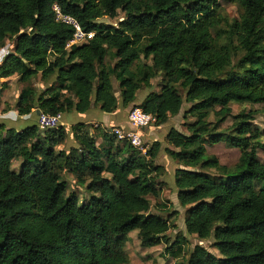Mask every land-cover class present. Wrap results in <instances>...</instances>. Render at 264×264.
I'll return each mask as SVG.
<instances>
[{"label": "trees", "instance_id": "obj_1", "mask_svg": "<svg viewBox=\"0 0 264 264\" xmlns=\"http://www.w3.org/2000/svg\"><path fill=\"white\" fill-rule=\"evenodd\" d=\"M220 1L0 0V49L16 42L0 79L18 76L26 84L20 115L37 108L87 114L95 104L113 114L136 103L159 74L161 91L138 105L157 126L180 115L185 101L191 105L185 118L195 121L187 134L171 128L165 151L178 165L175 189L188 208L187 233L214 239L220 256L202 245L186 255L188 240L180 236L170 251L182 260L176 264H264V161L258 156L264 132L254 113L235 116L231 133L221 129L232 103L264 105V0H231L241 17L229 24L227 44L221 43ZM56 5L94 38L68 48L74 29L57 21ZM120 12L125 20L118 27L100 23ZM39 78L48 85L42 92L33 84ZM69 133L77 147L67 149ZM221 142L241 151L234 168L208 154V144ZM161 146L156 142L144 155L108 130L82 123L71 131L0 124V264H129L125 246L134 231L144 249L169 244L175 220L152 214L150 201L160 198L157 182L167 172L157 162ZM67 174L85 189L84 203L69 192Z\"/></svg>", "mask_w": 264, "mask_h": 264}, {"label": "rangeland", "instance_id": "obj_2", "mask_svg": "<svg viewBox=\"0 0 264 264\" xmlns=\"http://www.w3.org/2000/svg\"><path fill=\"white\" fill-rule=\"evenodd\" d=\"M219 13L224 18V22H222L220 27V34H221V43L227 44L230 38L231 28L230 26L235 22L239 21L241 17V10L237 6V4L233 3L231 0H221L220 1V8ZM125 20L124 13L120 12L119 16L114 19L104 18L100 20V23L105 24L107 26L118 27L121 22ZM229 24H231L229 26ZM236 43V41H235ZM12 45L13 49L16 46V42L10 41L6 44V46ZM241 59V54L236 58L235 65ZM143 63H147L152 65V61L144 60ZM17 85V83H14ZM36 84L37 87L40 86L38 84V80L33 83ZM163 86V76L159 74L157 78L152 81V86L150 88H145L140 90L137 93V101L133 105L129 106L130 112L134 108L135 104H142V101L152 92L159 93ZM115 88L117 91V95H120L118 84L115 82ZM12 95H8L11 100L14 101L17 95V88L13 87ZM184 96V100H186L185 93L182 91ZM191 108V105L185 101L183 110L181 111L180 115L174 118H170L169 121L162 125L160 129L159 126H155L152 129H146V133L143 134L144 142L147 149H150L154 146L156 142H160L162 144L161 150L158 153L157 162L158 164L164 165L167 169V172L161 179L158 180V189L161 190L160 198L151 197L150 201L152 203V211L151 213L157 216H161L168 220H175L176 228L172 229L169 232L170 242L169 244H163L161 246L151 248V249H144L141 246V241L138 236V231H134L129 235V241L126 243L125 250L129 255V264H176L177 262H182L180 259L179 261L173 259L170 256L171 248L176 246L174 245L175 242L180 238V236H184L187 238L188 243L184 245L185 247V254L188 253L197 245H202L207 248L213 254L220 256L218 249L214 247L215 240L211 239L208 241H200L196 236H190L187 233L186 228V217L188 213V208H182L178 196L177 191L175 189V179H176V170L178 165L172 160V158L166 153V147H168V143L166 140V136L171 128H176L183 133H188L187 124H190L195 121V119L191 116L185 118V113L188 112ZM231 108L233 110L232 116L228 118V120L222 125L221 129L224 131H228L229 133L232 131V126L235 122L234 117L240 115L241 113H254L253 114V123L262 131L264 132V105H253V104H239V103H232ZM216 111L220 110V107L215 108ZM210 122L215 123L214 114L209 119ZM33 125H24L18 126V129H26L28 127H32ZM95 126V125H94ZM21 127V128H19ZM97 126H95L96 128ZM21 131V130H20ZM94 131V130H93ZM92 131V132H93ZM95 132V131H94ZM72 133H69V140L67 143V149L74 147L73 145L70 146L69 143L74 141L72 137ZM262 142L264 143V137H262ZM75 142V141H74ZM208 154L210 156H216L223 165L228 166L229 168H234L241 157V151L234 147L231 143L228 142H221L216 145H207ZM259 159L264 161V154L261 150L258 153ZM20 163H15L13 168L15 171H20ZM66 182L68 185L69 192H76L80 196V200L84 203L86 198V191L84 188L78 187L76 181L74 180L73 176L67 174ZM177 247L173 248L176 250Z\"/></svg>", "mask_w": 264, "mask_h": 264}, {"label": "crops", "instance_id": "obj_3", "mask_svg": "<svg viewBox=\"0 0 264 264\" xmlns=\"http://www.w3.org/2000/svg\"><path fill=\"white\" fill-rule=\"evenodd\" d=\"M7 49L9 51V54L14 52V49L12 45L5 46L4 48L0 49V54L3 50ZM4 59L0 63L3 64L5 59L7 58V54H4ZM17 83L15 85L14 83ZM35 83V82H34ZM38 84H40L39 87L34 85V87L38 88L39 92H42L46 89L48 85L43 84L41 82L40 78L38 80ZM16 87L17 95L14 101H10L11 98L8 95H12L13 87ZM50 86V84H49ZM26 87V84L22 83L20 81V78L18 76H14L9 79H0V124H5L8 128H17L18 126L24 125H33L38 126V114L37 109L33 111V113L29 115L22 116L20 115L19 111L17 110V103L21 96V93L23 89ZM141 104V103H139ZM139 104H135V106H138ZM130 109L124 108L123 106L120 107V109L113 114H106L103 112L101 106H98L95 104V106L92 108V110L87 114H79L77 112L68 113L63 115V123L64 126L67 128L68 131H71L72 127L77 124H87V125H95L97 127H102L103 129L110 130L112 128H127L128 127V118H129ZM162 126H159L158 129H160ZM21 128V127H19ZM22 130V129H18ZM144 134L147 132L146 129L143 130ZM95 132L93 131L92 134ZM73 137V136H72ZM167 137V136H166ZM75 141V140H74ZM71 141L70 146L77 147L78 144L76 141ZM104 144V140L102 138H98L97 145L102 146Z\"/></svg>", "mask_w": 264, "mask_h": 264}, {"label": "built area", "instance_id": "obj_4", "mask_svg": "<svg viewBox=\"0 0 264 264\" xmlns=\"http://www.w3.org/2000/svg\"><path fill=\"white\" fill-rule=\"evenodd\" d=\"M54 11L59 23L71 26L74 29L73 39L70 41L68 48L74 45L86 44L94 38L95 33H86L79 21L73 16L64 14L59 6L56 5ZM4 54L9 55V51L7 49L2 51L0 54V63L4 59ZM62 126H64V123L63 115L61 114L50 115L42 113L38 117V127L42 130L58 129ZM155 126H157L155 118L152 115L146 114L140 106H135L129 113L128 127L112 128L109 132L117 136L119 141L128 142L135 149L146 155L149 149H147L143 140V130L152 129Z\"/></svg>", "mask_w": 264, "mask_h": 264}, {"label": "water", "instance_id": "obj_5", "mask_svg": "<svg viewBox=\"0 0 264 264\" xmlns=\"http://www.w3.org/2000/svg\"><path fill=\"white\" fill-rule=\"evenodd\" d=\"M37 114H38V116H40L42 114V111L40 109H38Z\"/></svg>", "mask_w": 264, "mask_h": 264}]
</instances>
